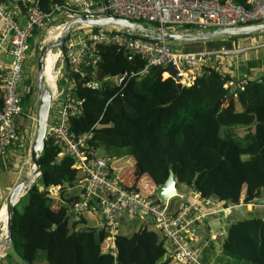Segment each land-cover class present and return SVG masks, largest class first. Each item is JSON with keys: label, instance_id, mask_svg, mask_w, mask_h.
Returning a JSON list of instances; mask_svg holds the SVG:
<instances>
[{"label": "trees", "instance_id": "obj_1", "mask_svg": "<svg viewBox=\"0 0 264 264\" xmlns=\"http://www.w3.org/2000/svg\"><path fill=\"white\" fill-rule=\"evenodd\" d=\"M65 1L41 0L40 6L50 11ZM235 41V37H222L182 42L181 49L169 44L190 52L232 50ZM146 63L139 55L129 58V52L117 45L101 46L96 60L89 58L82 64L84 74L74 72L65 62L64 74L75 81V95L84 100L83 112L70 118L71 132L77 136L90 133L88 149L113 158L111 173L117 178L115 164L129 159L136 162L132 182L118 179L140 195L157 198L156 187L165 183L172 169L177 187L185 185L225 208L255 204L263 198L264 74L259 79L247 78L244 89L233 93L225 84L236 78L211 68L177 94L176 81L161 69L142 73ZM96 70L103 82L102 93L93 77ZM125 74V80L118 82ZM94 81L96 87L88 85ZM24 85L28 89L21 99L18 136L22 134L20 119L32 111V79H24ZM3 105L0 89V110ZM60 152L54 139H46L39 160L41 178L15 208L10 255L16 253L27 264H181L170 255L165 258V238L147 226L110 239L104 225L89 223L87 213L76 216L73 206L81 194L74 188L84 176L74 159ZM142 179L153 187L143 189L138 184ZM50 188H57V194ZM219 258L226 264H264L262 212L256 217L233 218Z\"/></svg>", "mask_w": 264, "mask_h": 264}, {"label": "built area", "instance_id": "obj_2", "mask_svg": "<svg viewBox=\"0 0 264 264\" xmlns=\"http://www.w3.org/2000/svg\"><path fill=\"white\" fill-rule=\"evenodd\" d=\"M41 0H0V37L9 39L10 53L13 58L8 64L0 62V89L3 94V108L0 110V157L18 138L17 121L22 114L20 85L23 81V68L30 38L33 32L46 21H67L75 15L90 14L96 17L107 14L128 18L132 21L155 23L157 31H168L166 27H192L195 33L203 28H223L264 22V0H247L240 4L236 0H66L64 4L52 6L45 11ZM25 8L27 22L18 23L14 7ZM61 22V21H60ZM57 28L63 32V25ZM86 25H74L63 45L50 52L57 57L54 68V83L50 86L52 94L51 111L47 123L46 139H54L61 147L59 155H69L75 161L84 176L82 194L74 204L76 216L89 213L98 206L103 225L110 233V239L119 233L118 213L126 212L146 219L151 217L165 238L167 253L181 264H206L194 247L199 238V227L208 213L187 196L180 195L183 201L177 210H172L170 200L161 201L151 196H143L123 187L119 179L111 173L110 162L113 158L91 153L88 149L90 133L77 136L71 132L70 118L83 112V98L75 95V81L65 76V62L74 72L84 74L82 64L89 58L96 60L103 45H117L129 52V58L135 55L147 61L142 73L153 67H165L175 60L183 74V85H190L197 77L210 73V69L222 70L223 55L233 50L182 51L173 49L169 42L141 30L129 32L126 29L107 26L97 31ZM74 40L72 34L80 32ZM180 33V32H179ZM61 38V35L59 36ZM49 52V53H50ZM133 75V74H132ZM130 75V76H132ZM126 74L119 78L123 82ZM248 79L236 78L226 82L233 93L244 89ZM97 86V83H89ZM57 194V188H50ZM197 199L205 201L194 191ZM208 200V199H207Z\"/></svg>", "mask_w": 264, "mask_h": 264}, {"label": "crops", "instance_id": "obj_3", "mask_svg": "<svg viewBox=\"0 0 264 264\" xmlns=\"http://www.w3.org/2000/svg\"><path fill=\"white\" fill-rule=\"evenodd\" d=\"M14 15L19 24L21 25L26 24L27 17L24 10L21 7L17 5L14 7ZM41 26H39L37 29H39ZM1 28H2V21L0 20V32H1ZM51 39H54V37H52ZM41 41H42V37L40 36L38 45H40ZM234 44H236V48L232 49L234 52L229 53L228 55H223L222 57V62H223L222 71L229 74L233 78L245 77L248 79H259L264 74V32L257 34H250L241 37L238 41H235ZM31 46L32 45L29 44L28 51L31 49ZM37 50H38L37 51V55H38L39 46ZM28 51H27L25 63L29 60V58H32V57H28ZM235 54L238 55L235 57ZM12 58L13 56L10 53L9 39L7 38L2 39L0 37V62L8 64L12 61ZM26 117L32 118V114H27ZM21 135L18 136L16 141H14L12 145L6 150L4 155L0 157V166H2V163L4 161V158L8 150L14 147L20 150L21 149L25 150L27 151V153L30 152V148L33 140L30 141L25 139L24 141L21 139L22 138ZM135 166H136V162H134L131 159L121 161L114 165L113 167L114 174H116L119 179L130 183L134 180L133 177L135 175L133 174V169L135 168ZM128 168L129 170H127ZM83 183L84 182H82L79 186L75 187L74 191L82 194ZM138 184L142 185V188L143 189L145 188V190L149 187H153L151 186V184L147 182L146 179L139 180ZM179 189H180V194H179ZM177 194L181 199V201L178 207H174L175 203L173 201L178 196L173 198L171 200V205H170L172 210L175 211L181 206L183 199L182 197H180V195L183 196L186 195L190 201L196 202L204 209L206 213H208L204 223L199 227V238L196 242H194V247L196 251L200 254L201 260L206 264H226L218 261V259H219V254L221 252L222 239L230 223L229 220L230 218H238L240 214L238 210L233 209L232 213H229L230 211L228 210L230 208H237V207L234 206V207L225 208L223 207L222 203L214 199H208V200L206 199L205 201L197 199L196 196L194 195V191L190 190V188L186 187L185 185L178 186ZM0 199L2 200V205H1L2 208L4 201L1 198V196ZM223 212H228V213L223 214ZM262 213L264 214V212ZM86 218L89 221V223L93 225L96 226L103 225V221L99 214L98 206L96 205L92 207L89 213L86 214ZM118 223H119V233H121V227H124L125 231H128L129 233H133L134 231H137L145 226L149 227V229H153L154 231L159 232L151 217H147L146 219H144L136 215H130L126 212H119ZM224 223L225 225H222ZM159 235L162 237L160 232ZM166 247H167V243H166ZM10 249L6 248L3 245H0V264H27L16 253L13 252L10 255L8 253ZM167 256H169V253H167Z\"/></svg>", "mask_w": 264, "mask_h": 264}, {"label": "water", "instance_id": "obj_4", "mask_svg": "<svg viewBox=\"0 0 264 264\" xmlns=\"http://www.w3.org/2000/svg\"><path fill=\"white\" fill-rule=\"evenodd\" d=\"M74 25H86L91 27H107L113 26L122 29H126L129 32L135 30H141L150 34L155 35L157 39H164L165 41L171 42H200L207 41L222 37L231 36H247L250 34H257L264 32V22L259 23H248L245 25L233 26V27H223L216 28L209 31H204L201 33L193 32H159L154 27H148L138 21H132L128 18L118 17L115 15L107 14L105 16H94L90 14L75 15L72 19H69L63 25V32L61 35V40L58 43L46 45L41 48L37 57V69H38V89H39V104L36 115V126L35 135L30 148V162L34 167V171L31 172L26 178L20 180L16 183L10 190L8 196L4 200L1 209L5 208V215H1L2 211L0 209V217H6V238L3 239L0 235V245L5 246L10 249L12 245V226L15 214L16 205L19 203L21 198L28 192L31 187H33L41 178L42 166L40 164V156L45 146L47 123L51 111L52 105V94L50 86L46 81L45 77V64L46 58L50 50L58 46L59 50L63 51V45L66 41L67 35ZM159 68L162 72L167 73L172 77L177 85L178 92L183 86V74L178 69L175 60H171L165 67H153ZM94 79L97 81L100 87V93H102L103 82L99 79L97 70L93 74ZM177 180L175 178L174 171L170 169L169 177L161 186L156 187V195L161 201H168L177 194ZM257 205L264 206V197L256 200Z\"/></svg>", "mask_w": 264, "mask_h": 264}, {"label": "rangeland", "instance_id": "obj_5", "mask_svg": "<svg viewBox=\"0 0 264 264\" xmlns=\"http://www.w3.org/2000/svg\"><path fill=\"white\" fill-rule=\"evenodd\" d=\"M69 21V20H67ZM65 21V23L67 22ZM142 24L148 27H157L155 23L149 22V21H142ZM58 26H61V22L59 20L57 21H48L44 22V24L37 30L35 36L33 37V44L31 49L28 51V57L29 60L24 64L23 68V83L20 85V93H21V99L22 96L27 91V86L24 84V79L31 78L32 79V87H33V94H32V106H31V114L32 118L26 117V115L20 119V125L23 128L22 132V140H30L32 141L35 135V126H36V115L38 110V104H39V89H38V69H37V49L39 46V51L41 48L45 47L46 45H51L58 43L61 38L60 35V29L57 28ZM166 30L168 31H175V32H190L193 31L192 29H189L187 27L182 26H167ZM195 33V32H193ZM81 34L80 32L73 33L71 36V39L74 40L76 36ZM42 37V41L40 45H38L39 37ZM54 37V39H51ZM235 37L236 41H238L241 37L244 36H231ZM172 45L177 47L178 49H181V43L182 42H171ZM56 51V49H53ZM53 53V52H52ZM238 54H235V57ZM55 65V64H54ZM53 65V68H54ZM33 142V141H32ZM99 153L104 156L103 151H99ZM30 152L27 153L25 150H20L16 147L8 150L4 161L2 163V166H0V196L3 199V201L8 196L10 190L12 187L18 183L20 180L26 178L31 172L34 171V167L30 162ZM182 189V188H181ZM143 193V191H141ZM180 194V189H179ZM181 199L179 196L174 199V207H178L180 204ZM24 207V203H22L19 206V210L21 211ZM237 208H230L228 211L229 213H232V210H238L239 217L241 218H250V217H256L260 216L261 212H264V206L257 205V204H251V205H244L241 204V206H236ZM228 212H223V214ZM233 218H230L229 222H232ZM222 225H225L222 224ZM6 227V217L3 222L0 223V235L3 239L6 238V233H4V228ZM121 234L130 235L132 233H129L128 231H125L124 227H121ZM5 235V236H4ZM167 257V255H165ZM218 261L222 262L223 260L221 258L218 259ZM24 263V262H23Z\"/></svg>", "mask_w": 264, "mask_h": 264}, {"label": "bare ground", "instance_id": "obj_6", "mask_svg": "<svg viewBox=\"0 0 264 264\" xmlns=\"http://www.w3.org/2000/svg\"><path fill=\"white\" fill-rule=\"evenodd\" d=\"M46 22H48V21H46ZM59 35H62V32ZM56 59H57V57L53 53H49L47 58H46L45 77H46V81L48 82L49 85H53V83H54L53 65L55 64ZM1 211H2L1 215H5V208L1 209ZM4 219H5L4 217H2V218L0 217L1 222H3ZM4 230H5L4 233H6V231H7L6 227L4 228Z\"/></svg>", "mask_w": 264, "mask_h": 264}]
</instances>
